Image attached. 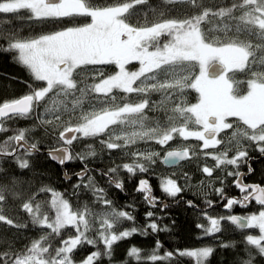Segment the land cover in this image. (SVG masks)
<instances>
[{
  "label": "snow or ice",
  "instance_id": "6c2138e0",
  "mask_svg": "<svg viewBox=\"0 0 264 264\" xmlns=\"http://www.w3.org/2000/svg\"><path fill=\"white\" fill-rule=\"evenodd\" d=\"M144 5H148V0H107L101 4L93 0H0V25L9 24L15 18L29 26L53 25L58 29L27 37L14 30L0 29V40L4 41L0 52L16 53L14 61L30 73L32 81L42 82L29 84L28 94L0 102V132L9 130L4 127V121L32 118L37 106L49 94L62 96L65 101L71 97V108L65 103L63 112L75 113L80 108L81 122L76 127H64L58 134L59 140L70 146L78 139L77 134L80 137L107 136L100 140L107 150L122 149L124 155L133 157L132 162L101 173L108 176L110 185L120 190L122 182L109 173H117L121 168L130 175L137 171L146 173L149 169L138 159L152 161L159 155L155 151L129 152L130 146L152 141L164 147L179 137L184 141L190 138L202 141L203 149L207 150L224 143L217 138L219 133L235 129L228 141L230 145L235 141V154L229 156L231 148H228L218 155L213 154L212 159L216 168L227 165L235 169L227 171L226 176L234 177L233 186L240 196L228 197L223 187L215 188L214 192L221 200H226L223 207L229 212L235 205L246 208L251 201H255L260 210L244 216L229 214L215 218L204 211L203 217L209 226L197 223L196 227L202 230L203 236L220 233L224 221L238 229H258V235L245 236L246 250L238 254L236 261V264H254L257 256L264 258V186L245 183L244 177L254 173L248 149L264 157V0H226L211 5L204 0H160L155 8L149 5L152 19L140 22L139 9ZM176 5L180 6L183 16L171 15ZM133 17H137L135 24L130 22ZM79 18H84V22H79ZM165 37L168 39H162ZM133 62L139 64L137 70H129L128 65ZM110 65H115L114 74H107L100 67ZM254 66L260 70H254ZM246 71L251 74L246 81L247 91L239 94V86L244 82L229 74ZM83 74L90 75L92 82L77 79ZM187 90L197 93L196 103H187L184 98ZM152 93H159L161 99L152 101ZM86 101L88 110L83 108ZM146 110L162 111L163 118H149ZM230 117L238 123L229 122ZM54 118L61 120L59 109ZM37 119L42 126L52 123L45 114ZM112 126H118L119 131ZM128 128L133 130L128 131ZM28 132L29 129H19L0 142V160L13 158L12 162L20 170L29 169L31 164L26 157L38 152L39 147L36 142L28 144ZM13 141L15 146L10 147ZM19 148H23L25 156L17 155ZM87 155L96 153L89 151ZM190 155H196L195 151L183 147L167 151L165 159L182 161ZM47 156L61 166L78 158L85 160L84 156L72 155L68 147L49 150ZM242 165L246 166L247 173L239 170ZM201 171L208 177L214 173L208 166ZM5 172L0 166V174ZM88 172L85 166L75 176L82 180ZM87 180L83 187L92 192L94 203L111 206L105 189L96 186L91 175H87ZM19 183L15 176L7 183L0 182V223L17 229L27 224L5 215L4 205L9 198H19ZM220 183L223 185L224 180L220 179ZM80 187L79 183L73 185L74 190ZM160 187L172 198L184 191L173 179L163 180ZM135 191L143 193L144 200L152 208L156 207L157 198L152 196L147 179H140ZM42 193H50L54 215L49 214L47 199L38 200ZM204 204L207 208L214 207L211 199H205ZM186 206L199 207L191 200L186 201ZM21 208L33 226L50 231L22 249H13L9 244L7 250L0 251V264H77L72 256L74 251L85 244H97V239L88 235L95 224L99 225L97 234L105 246L103 255L109 259L117 241L137 233L147 236L148 229L153 234L168 230L151 220L145 227L116 231L124 221H135L132 213L111 207L110 211L98 214L87 204L82 210H72L60 192L47 186L31 192ZM154 215L153 211H147L146 220ZM68 228L74 229L75 234L69 233L55 246L53 239ZM220 246L235 248V244L223 242ZM160 247L157 241L156 249L145 258L151 264L174 255L172 252L158 255ZM213 251L212 247L205 246L181 250L178 255L194 258L195 264H204ZM101 255L100 251H92L79 264H94ZM127 256L137 261L142 259L135 246L129 249Z\"/></svg>",
  "mask_w": 264,
  "mask_h": 264
},
{
  "label": "trees",
  "instance_id": "16d2710c",
  "mask_svg": "<svg viewBox=\"0 0 264 264\" xmlns=\"http://www.w3.org/2000/svg\"><path fill=\"white\" fill-rule=\"evenodd\" d=\"M105 2H107V0H93V3L97 4ZM204 2L211 5L213 3H223L226 2V0H204ZM159 3L160 0H148V5L140 6V22H143L145 18L151 20L152 14L149 10V5L155 8ZM171 15L183 16L184 13L181 11L180 6L176 5ZM79 22L83 23L84 18H79ZM130 22L133 24L137 23V17H133ZM0 29L4 31L14 30L22 37L58 30L57 27L53 25L29 26L25 22L15 18H12L9 24L0 25ZM162 39L168 38L165 37ZM3 43L4 41L0 40V44ZM15 55L16 53L0 52V102L12 98H19L24 94H28L29 84L42 83L32 81L30 73L23 66L14 61L13 57ZM135 64L136 63L133 62L128 65V67L131 69L132 65ZM100 67H103L107 74H112L116 70L115 65ZM254 70L260 69L254 66ZM231 75H233L234 79L244 82L239 86V94H246V81L250 78V71L236 72ZM77 79L84 80L86 83L92 82L91 76L87 74H83L77 77ZM77 95L79 94L77 93ZM133 98H136L135 94ZM184 98L190 105L197 101V93L193 90H187ZM150 99L152 101H158L161 99V96L159 93H152ZM71 100V97L68 101H65L62 96L58 97L54 94H49L45 101H42L40 105L37 106L32 118L4 121V127L9 130L7 132H0V142L16 134L19 129H29L26 136L27 142L28 144L36 142L39 151L30 157H26L30 160L31 164V167L27 170H20L18 166L12 162L13 158H3L0 160V166L6 169L5 173L0 174V182L7 183L13 176L20 182L18 185V191L20 193L19 198H9L8 202L4 205L5 215L12 217L17 222L27 224V227L17 229L0 223V251L7 250L9 244L12 245L13 249H22L24 246L30 245L33 239H38L43 233L50 231L49 229L33 226L28 214L21 208V204L28 198L31 192L47 186L60 192L63 198L69 201L72 210H82L83 206L87 204L98 214H102L103 211H110L111 207L132 213L135 217V221H124L119 225L116 231L130 229L132 226L145 227L151 220H155L160 228L166 227L168 229L167 231H159L155 234L151 233V230L148 229L147 236L137 233L129 238L117 241L112 246V256L111 259H109L107 256L103 255L105 246L100 242L97 234L99 225L95 224L94 230L89 232L88 235L91 238L97 239V244L96 246L85 244L78 247L72 254L76 262L86 258L92 251H100L102 254L101 258L95 261L94 264H151V262L145 258L156 249V242L159 241L161 247L157 249L158 255H163L165 252H172L174 255L169 259L157 261L156 264H195L194 258L179 257V251L187 248H200L205 246L212 247L214 251L204 261V264H236L238 254L246 250L247 246L243 243L246 234L250 230L256 232V229H238L229 222L224 221L222 222V231L220 233L211 236H203L202 230L196 227L197 223L209 226L207 219L203 217L204 211H206L209 216L215 218L227 216L234 212L246 214L260 209V206L252 201L246 208L235 205L229 212L223 207L226 200H221L214 192L215 188L223 187L228 197L240 196L239 191L233 186L234 177L226 176L227 171H235V169L227 165L216 168V162L212 159L213 154L218 155L228 148H231L229 156L234 155L235 141H233L231 145L228 141L232 138V132L235 129H231L230 131L227 130L222 134L220 139H222L224 143L217 145L216 148L207 150L203 149V147L199 148V141L191 138L184 143H180L178 138H176L167 145L168 148L160 147V145L152 141H140L130 146L128 149L129 152L137 150L155 151L159 153V155L155 156L152 161H145L142 158L138 159L139 163H143L149 169L146 173L137 171L135 175H130L122 170V168L117 173H109L108 175L112 176L113 179L122 182L123 188L118 190L114 185L108 183V176L102 175L101 173H107L108 169L111 167L121 166L123 163H130L134 158L124 155V150L122 149L107 150L100 143V140L102 138L107 139V136L80 137L79 134H77L78 139L70 145L71 154L78 157L84 156V161L78 158L75 161L67 162L64 166H60L44 153V150L47 148L57 147L63 144V142L59 140L58 134L64 127H76L78 123L81 122L79 120V116L81 115L80 108H77L75 113L63 112L65 103L71 108ZM46 108L49 110L47 113ZM83 108L84 110L89 109L87 101L84 103ZM57 109L60 110L62 116L60 121H56L54 118L57 114ZM41 114H45V118L51 120L52 123L50 125H40L37 117ZM146 114L149 118H163L164 115L162 111L153 112L150 110H146ZM229 120L234 125L238 123L235 118H230ZM112 127L119 131L118 126ZM11 146H15L14 141L10 147ZM169 147H189L195 151L196 155H190L188 159L182 160L171 166H166L162 162V155L164 151L170 149ZM159 148L161 150H159ZM89 151H94L96 155L88 156L87 153ZM248 151L251 157L249 162L254 169V173L248 174L244 178L246 181L257 182L264 185V157L252 148H249ZM205 152L209 153V155H205ZM17 155L25 156L23 148H19ZM85 166L88 167L89 172L82 180L74 175L70 179H65L62 176L63 168H65L68 173L73 174L82 170ZM205 166L214 169L212 177H208L201 171ZM242 168L246 169V166L242 165L240 169ZM87 175L93 177L96 186L105 189L107 193L106 198L112 201L111 206L94 203L95 197L92 195V192L83 187V185L88 182ZM140 178H145L149 181L152 189V196L158 199L155 208H152L151 205L144 200L143 193L135 191L137 182ZM167 178L175 180L178 186L184 188V191L179 193L175 198L168 197L163 193L160 187L161 182ZM217 178L223 179L224 184L222 185L220 179ZM78 183L81 184V187L74 190L73 185ZM44 199L48 201L49 214L54 215V212H52L50 208V193L40 194L38 200ZM205 199H211L214 202V207L207 208L204 204ZM162 200L166 201V208L163 207ZM189 200L194 201L199 207H187L186 201ZM149 210L153 211L155 215L146 220V212ZM69 233L75 234V230L71 228L62 230L61 236L53 239L52 243L55 246H59L60 239L67 238ZM222 242L229 245L235 244V248H223L220 246ZM132 246L140 250L142 257L140 261L127 256ZM254 264H264V258L257 256Z\"/></svg>",
  "mask_w": 264,
  "mask_h": 264
},
{
  "label": "water",
  "instance_id": "95a60500",
  "mask_svg": "<svg viewBox=\"0 0 264 264\" xmlns=\"http://www.w3.org/2000/svg\"><path fill=\"white\" fill-rule=\"evenodd\" d=\"M215 71V70H214ZM24 142L22 141L21 142V144H23ZM61 147H68V149H69V152L71 153V149H70V146L69 145H64V144H62V145H59V146H57V147H51V148H47V149H45L44 150V153L47 155V152L49 151V150H52V149H58V148H61ZM182 148V147H181ZM176 149H178V148H170V149H167L166 151H164V153H163V155H162V162H163V164L164 165H166V166H171V165H174V164H176V163H178V162H180L181 160H177V159H175V158H173V159H165V156H166V153H167V151H170V150H176ZM58 155H62V153H57ZM53 161V160H52ZM55 162V161H54ZM55 163H57V162H55ZM58 164V163H57ZM59 165V164H58ZM61 166V165H60ZM64 166V165H63ZM81 171V170H80ZM77 172H79V171H77ZM242 172H244V171H242ZM76 173V172H75ZM75 173H73V174H70V173H68L67 171H66V169L65 168H63L62 169V176H63V178H65V179H70L73 175L75 176ZM246 173V172H245ZM140 179H145V178H140ZM139 179V180H140ZM138 180V181H139ZM245 182V181H244ZM245 183H252V184H259V183H257V182H245ZM262 185V184H261ZM137 186H138V182H137V185H136V188H137ZM262 186H264V185H262ZM150 187H151V185H150ZM156 201H158V199H156ZM165 203H166V201L165 200H162V205H165ZM232 214H234V215H240V216H244V215H242V214H240V213H236V212H234V213H232Z\"/></svg>",
  "mask_w": 264,
  "mask_h": 264
},
{
  "label": "rangeland",
  "instance_id": "374dc122",
  "mask_svg": "<svg viewBox=\"0 0 264 264\" xmlns=\"http://www.w3.org/2000/svg\"><path fill=\"white\" fill-rule=\"evenodd\" d=\"M136 64L135 65H132V67H131V69L129 68V70H137L138 68H139V64L137 63V62H135ZM116 71V70H115ZM115 73V72H114ZM114 73H112V74H114ZM232 73H230L229 75H231ZM197 102V101H196ZM196 102H194V103H196ZM194 103H192V104H194ZM128 131H132L133 129H127ZM231 129H228V131H230ZM227 130H224L223 132H221L220 134H218V139H220L221 138V136H222V134H224L225 132H226ZM178 138V140H179V142L180 143H184L185 141L184 140H182L181 138H179V137H177ZM198 147L199 148H201L202 147V141H199V143H198ZM159 147V146H158ZM161 147V146H160ZM168 148V146L166 145V146H164V148ZM170 148V147H169ZM173 148V147H172ZM159 150H161L160 148H159ZM235 154V153H234ZM168 179H171V178H168ZM164 180H166V179H164ZM260 209H258L257 211H251V212H248V213H246V214H243V215H249V214H253V213H258V211H259ZM248 234H252V235H258L259 233H258V229H256V232H254L253 230H250V231H248V233L246 234V235H248ZM201 248V247H200ZM195 249H198V248H187V249H185V250H195ZM77 264H79V262H77Z\"/></svg>",
  "mask_w": 264,
  "mask_h": 264
},
{
  "label": "flooded vegetation",
  "instance_id": "af4514ba",
  "mask_svg": "<svg viewBox=\"0 0 264 264\" xmlns=\"http://www.w3.org/2000/svg\"><path fill=\"white\" fill-rule=\"evenodd\" d=\"M230 118H231V117H230ZM230 118H228V121H229V122H230V120H229ZM219 134H220V133H219ZM180 148H181V147H180ZM182 148H183V147H182ZM240 171H244V172L247 173V168H246V169L242 168V169H240ZM247 175H248V174H246L245 176H247ZM167 179H168V178H167ZM244 181H245V182H252V181H246L245 178H244ZM237 195H238V194H237ZM251 202H252V201H251ZM251 202H250V203H251ZM254 202H255V201H254ZM250 203H249V204H250ZM236 213H239V212H236ZM240 214H242V213H240ZM242 215H243V214H242Z\"/></svg>",
  "mask_w": 264,
  "mask_h": 264
}]
</instances>
